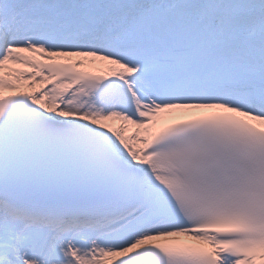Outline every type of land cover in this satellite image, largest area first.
<instances>
[{
  "label": "snow or ice",
  "instance_id": "snow-or-ice-1",
  "mask_svg": "<svg viewBox=\"0 0 264 264\" xmlns=\"http://www.w3.org/2000/svg\"><path fill=\"white\" fill-rule=\"evenodd\" d=\"M0 264H264V0H0Z\"/></svg>",
  "mask_w": 264,
  "mask_h": 264
}]
</instances>
